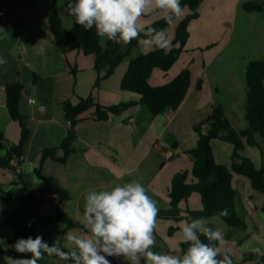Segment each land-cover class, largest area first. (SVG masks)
I'll return each instance as SVG.
<instances>
[{
  "label": "crops",
  "instance_id": "obj_1",
  "mask_svg": "<svg viewBox=\"0 0 264 264\" xmlns=\"http://www.w3.org/2000/svg\"><path fill=\"white\" fill-rule=\"evenodd\" d=\"M152 13L145 14L142 20L144 26H148L154 21ZM41 18L40 23L36 22L38 19L33 20L31 29L26 34L27 42L25 41L23 51L24 72L19 70L10 80L0 81V116L3 114L9 116L6 107V93L5 98L1 96V92H5V85L16 81H22L26 85L29 83L22 93L20 112L25 117L30 133L23 150L24 171L22 173L25 180L32 184H37L39 180L34 173L37 163L31 164L30 161H40V153L43 149L58 147L67 135L70 122L64 117L62 105L65 100L76 103L79 97L93 95L101 105L111 106L138 102L140 99L137 93L122 90L120 86L130 61L120 63L111 76L104 79L98 88H94L98 76L94 66L95 55H85L81 48L76 46H71L64 54L56 44L52 30L46 32L42 29L43 16ZM198 18L199 16L195 20ZM179 21L181 22V19ZM192 22L194 21H190L188 24L189 38L184 50H186L187 43L192 40ZM203 39L204 36H200V39L193 43H197V47L200 49L215 46L216 42L213 38ZM173 45L175 46L174 42ZM138 46L142 53L154 49L153 46L142 43H139ZM219 50L216 55L221 59L218 55ZM178 62L167 73L160 69H154L149 79L152 86H160L171 81L183 68L191 69V84L188 93L177 110H166L162 114L154 116L145 105L137 103L119 114L111 115L108 120H95L94 109L81 115V119L76 125L77 139L74 142L76 151L69 156L66 164L55 161L59 174H56V178H54L58 185L69 190L71 199L76 187L78 190L76 199L80 201L75 206L77 210L83 209L84 202L82 201H85V195L89 189L93 188L88 185L91 180V176H89L91 169H98L106 181L103 185H96L94 189H106L122 184L127 176H130L131 180L142 178V183L146 186L148 194L156 200L159 211L170 208L168 190L173 175L176 172L192 168V158L186 152L194 148L198 141V134L192 126L204 121L213 112L215 105L204 106L199 101L198 96L202 92L204 84L202 72L195 74L190 65ZM72 66L76 67L75 73L71 71ZM198 81L202 82L200 89L197 88ZM29 98L35 102L30 103ZM56 102L58 106L54 112L53 107ZM15 122L16 120H12L9 116L5 126H0V130L5 134L6 147L16 144L13 140L12 144L9 141L11 140L10 135L12 137L17 135V130L20 137V124L17 127ZM5 151V148L0 149V155H4ZM62 154V150H57L58 157ZM263 159L261 158L260 166L264 164ZM227 165L231 167V161ZM58 166H64V173L61 176ZM31 170L36 177L34 182L29 181L26 175L27 171ZM234 174L233 180L241 181L247 187V181L241 177H235ZM10 177V183L6 186L0 184L1 188L10 189V184L15 178L13 172ZM62 177L69 184H63ZM194 181L195 178L191 176V182ZM234 186L236 187L235 184ZM195 194L198 193L194 192L180 204L182 218L191 217L190 211L202 208L201 196ZM10 202L17 203L18 201ZM250 203L253 207H257L253 199H250ZM4 249L8 248L0 247V251ZM225 249L232 252V258L235 260L245 253L241 250L242 248L236 249L232 243H227L223 249L219 247L220 252ZM252 249L253 247L248 248L247 253H253ZM6 257L8 256L0 252V264H4ZM260 263L250 262V264Z\"/></svg>",
  "mask_w": 264,
  "mask_h": 264
},
{
  "label": "trees",
  "instance_id": "obj_2",
  "mask_svg": "<svg viewBox=\"0 0 264 264\" xmlns=\"http://www.w3.org/2000/svg\"><path fill=\"white\" fill-rule=\"evenodd\" d=\"M200 2L201 0H180L181 7L188 6L192 10V14L180 22L175 34V46L172 49L154 47L153 50L130 60L120 86L122 90L137 93L140 96L138 102L104 106L98 103L93 95L79 97L76 103L70 100L63 102L64 114L70 122V126L66 137L58 147L45 148L41 151L39 166L34 168V173L39 180L37 184L27 182L23 173L15 171L17 165L23 161L24 146L30 134L25 117L20 112V100L25 84L22 81H16L5 85L8 114L12 120L19 122L21 128L18 143L9 147H6L5 134L0 130V149H6L5 154L0 155V167L10 169L15 177L10 184V189L5 190L0 187V202L18 201L16 208L3 211L0 215V229L12 227L15 230L14 236L10 239L11 242L15 243L19 238H35L38 236L36 234L38 228L53 223L64 224L68 229L83 227L81 221L69 217L59 210H56L55 214L52 215H42L35 209L43 203V197L46 194H53L60 201L71 199L68 189L58 185L52 176L44 174L43 166L47 159H52L60 164L67 163L69 156L76 151L74 147V142L77 139L76 125L84 112L94 109V119L103 121L137 103L145 105L154 116L162 114L166 110L175 111L180 107L191 84L192 73L189 67L183 68L171 81L160 86H152L149 79L154 69H160L167 73L178 61L189 38L188 24L192 19L199 16L196 9ZM244 8L248 11L262 10L261 4L256 2H246ZM49 25L56 44L64 54L68 52L71 46H76L81 48L85 55H95L94 66L98 76L94 88H98L104 79L111 76L120 63L140 43L137 40H132L131 43L125 45L107 40L106 46L103 47L101 38L96 35L94 28L86 30L76 24L67 33H64L62 19L56 12L49 16ZM148 26L166 29L169 24L163 17ZM103 70L104 74L102 75ZM71 71L75 73L76 67L72 66ZM201 85L202 82L198 81L197 88L200 89ZM246 85L245 118L248 125L244 129L236 131L226 118L221 105H214L213 112L204 121L192 126L198 134L197 145L186 151L192 158V168L176 172L173 175L168 190L170 208L158 213V217L169 220V235L178 230L175 223L182 219L180 204L194 192L201 196L202 208L197 211H190L189 214L192 218L219 216L229 226L245 228V220L236 211L235 200L238 190L233 183V173L246 177L256 192L264 194V164L258 167L250 158L243 157L238 153L243 147L241 139H244L246 145L259 147L264 158V147L260 145L258 140L259 137L264 138V59L249 62L246 70ZM216 139L234 145L231 156V171L218 163L214 157L211 142ZM57 150H62V156L56 155ZM189 175L195 178L194 182L188 181ZM224 209L228 210V215L220 216L219 213ZM201 239L204 240V237ZM43 240L49 246L55 243L45 237ZM204 242L207 243L208 241L204 240ZM187 247L188 245L182 241L181 249ZM0 252L11 257H22V254L9 248ZM22 258H30V254ZM246 261L264 262V255L250 253L244 260V262ZM38 264L56 263L39 260Z\"/></svg>",
  "mask_w": 264,
  "mask_h": 264
},
{
  "label": "rangeland",
  "instance_id": "obj_3",
  "mask_svg": "<svg viewBox=\"0 0 264 264\" xmlns=\"http://www.w3.org/2000/svg\"><path fill=\"white\" fill-rule=\"evenodd\" d=\"M246 2L259 3L262 6V10L248 11L244 8V3ZM0 4L6 6L7 12L5 16L0 17V59L6 61L5 64L0 65V81L10 80L19 70H22V73L24 72L23 51L26 34L27 31H30L33 20L36 21L38 19L36 22L40 23L43 16L42 29L46 32H51L49 16L54 12L62 19L64 33H67L75 24L74 19L64 12L66 0H0ZM196 11L199 13V18L191 20L194 21L191 25L192 40L187 43L186 50L182 52L178 63H187L194 69L195 74L202 72L204 84L203 90L198 96L199 101L204 106L221 105L230 124L236 131H240L248 125L245 118L247 66L251 60L264 59V0H201ZM191 14L192 10L188 6H184L183 15L180 18L181 21ZM164 15L163 11H155L152 13L153 22L163 18ZM179 24L180 21L178 20L165 29V34L170 42L168 47H166L167 50L172 49L174 46L173 42ZM200 36H204L203 40L213 38L216 42L215 46L198 48L197 43H193V41L200 39ZM106 42L107 40L101 38L103 47L106 46ZM218 50V55L221 59L216 55ZM140 54H142L140 47L136 46L122 62L130 61ZM28 84L26 85L25 83V87ZM1 94L5 98V92H1ZM57 106L58 103L56 102L53 107L54 112ZM8 119L9 116L7 114L0 116V126H5ZM15 123L19 127V122L16 121ZM10 138V144H12V140L17 143L20 139L18 130L17 135L15 137L10 135ZM258 140L260 145L264 147V138L259 137ZM241 141L243 147L238 151L239 155L250 158L259 167L261 158L263 159L260 148L246 145L243 139ZM233 148L234 145L228 142L217 139L212 141V150L216 161L230 171L231 167L227 164L231 161ZM39 162L38 160L30 161L31 164L37 163V167ZM46 163L43 166L44 174L56 178V174H59L56 170V162L49 159ZM58 169L61 171L60 176L63 175L64 166H58ZM11 175L12 171L10 169H2L0 167V184L5 186L9 184ZM26 175L29 181L34 182L36 180L32 170L27 171ZM89 176H91V180L88 185L93 187L89 191L94 189L96 185H103L106 182L98 169H91ZM234 176L241 177L247 181L246 187L241 181L233 180L238 188V195L235 200L236 211L245 220L246 227L229 226L219 216L207 219L209 226L224 233L227 243H232L236 249L242 248L241 250L245 252L244 254L246 255L243 254L236 260L233 259V264H250V262H244L249 254L247 253L248 248H264V194L253 190L246 177L238 174H234ZM61 180L63 184H69L63 177ZM130 180V176H127L123 183ZM188 181L191 182V176ZM76 193H78V190L75 187L73 198L65 201H60L53 194H46L43 197V203L35 211L42 215H52L55 214L56 210H59L69 217L81 221L83 209L77 210L75 208L76 204L80 202L76 199ZM250 199H253L257 207L252 206ZM17 205L18 202H0V206H2L0 215L2 211L12 210ZM181 220L175 223L178 230L169 235V220L158 217V225L155 230L156 247L153 251L164 254L181 250L182 241L177 235L181 227ZM83 231V227L68 229L64 224L53 223L46 227L38 228L36 234L53 240L64 251H67V234L70 232L82 233ZM14 234L15 230L12 227L0 229V239L4 242L0 244V247L12 249L10 246L14 243L10 239ZM225 245L220 244L219 247L223 249ZM109 259L112 264H129L124 258L109 257ZM41 260L65 264L58 257H50L47 254ZM260 264H264V262Z\"/></svg>",
  "mask_w": 264,
  "mask_h": 264
},
{
  "label": "clouds",
  "instance_id": "obj_4",
  "mask_svg": "<svg viewBox=\"0 0 264 264\" xmlns=\"http://www.w3.org/2000/svg\"><path fill=\"white\" fill-rule=\"evenodd\" d=\"M155 11H163L169 25L183 15L180 0H66L64 8L76 25L94 28L102 39L125 45L137 40L164 49L170 43L166 30L142 24L145 14ZM5 63L0 59V65ZM158 213L157 202L148 194L142 178L92 189L85 195L81 216L84 231L67 234V251L56 242L49 246L42 236L19 238L10 247L22 257L30 254V258L8 256L4 264H38L45 254L65 264H112L109 257L124 258L129 264H233L229 249L219 251L218 245L227 244L224 233L209 226L205 217L180 221L177 235L188 245L186 249L164 254L153 251ZM219 215L227 216L228 210ZM252 252L264 255L259 248Z\"/></svg>",
  "mask_w": 264,
  "mask_h": 264
},
{
  "label": "built area",
  "instance_id": "obj_5",
  "mask_svg": "<svg viewBox=\"0 0 264 264\" xmlns=\"http://www.w3.org/2000/svg\"><path fill=\"white\" fill-rule=\"evenodd\" d=\"M5 12H6V7L5 5H2L0 4V17L1 16H4L5 15ZM28 101L30 103H33L35 102L33 99L29 98ZM23 160V159H22ZM24 170V161L21 162V164L17 165V168H16V172L17 173H22V171ZM13 172V171H12ZM14 174V173H13Z\"/></svg>",
  "mask_w": 264,
  "mask_h": 264
}]
</instances>
